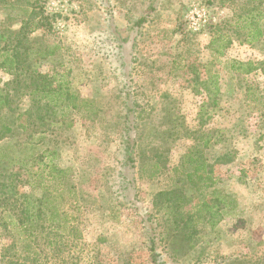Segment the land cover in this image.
<instances>
[{
    "label": "rangeland",
    "instance_id": "374dc122",
    "mask_svg": "<svg viewBox=\"0 0 264 264\" xmlns=\"http://www.w3.org/2000/svg\"><path fill=\"white\" fill-rule=\"evenodd\" d=\"M249 1L45 0L52 28L32 36L56 49L37 68L86 101H32L0 67V117L14 124L0 156H26L31 140L37 155L56 152L45 161L67 177L46 184L74 218L31 243L0 224V264H264V74L231 66L264 60V36L250 42L230 24ZM5 3L0 29L19 28L21 10ZM217 32L233 38L222 54L209 47ZM6 41L16 43L0 39V52ZM201 134L215 178L202 197L217 205L215 225L186 201L197 191L182 156Z\"/></svg>",
    "mask_w": 264,
    "mask_h": 264
},
{
    "label": "trees",
    "instance_id": "16d2710c",
    "mask_svg": "<svg viewBox=\"0 0 264 264\" xmlns=\"http://www.w3.org/2000/svg\"><path fill=\"white\" fill-rule=\"evenodd\" d=\"M3 2H6L5 6L10 10L16 8L21 10L19 28L14 29L8 23L2 29L3 31L0 29L1 40L7 38L16 41L14 44L6 41L0 52V67L12 75L14 87L16 89L24 87L32 101L45 100L48 106L56 105L60 101L58 106L61 108H79L78 102L85 103L86 99L80 98L69 87H51V83L47 84L45 75L37 68L40 59L54 54L56 49L55 46L45 44L42 41L43 37L32 36L40 29L52 28L55 16L45 13V0H0V4ZM262 3L263 0L245 2L241 14L237 15L234 22H230L231 26L238 29V32H244L250 42L264 36V5L262 6ZM10 21L12 22L13 19ZM5 34H8L7 37ZM232 39L228 33L217 32L211 38L209 47L214 53L222 54L223 50L232 44ZM38 40L41 43H38ZM231 66L242 74L258 70L264 74V60H232ZM206 83L208 84V80ZM207 91L211 95L218 93V89L211 93L210 86L207 87ZM248 93L250 95V89ZM259 98L264 100V96H259ZM23 117H26V114L17 115V118L22 119ZM13 132L14 124L0 117V140L11 137ZM203 136L204 134L197 135L195 139L198 143L188 147L182 156V164L189 167L187 181L196 188L197 194L186 198L187 200L184 195H180L179 199L191 203V210H195L198 217H202L204 212H210L209 223L215 225L220 219L217 205L202 197L203 188L213 186L215 183V178L208 169L204 152V147L210 142ZM22 145V150L28 149L32 152L24 157L16 156L5 159L4 155L0 156V224L18 228L31 243L38 230L46 228L47 224L61 229L74 217L68 213H62L56 203V196H54L59 189L55 183L63 184L62 181L67 177V170L54 163L52 158L49 162L45 161L47 156H54L56 152H51L49 148H46L37 155L35 151L37 145L32 140ZM156 173H158V168L152 172L151 176ZM47 179L54 181V186L47 185ZM26 186L28 188L25 189ZM71 188L74 189V185ZM26 247H30V244Z\"/></svg>",
    "mask_w": 264,
    "mask_h": 264
}]
</instances>
